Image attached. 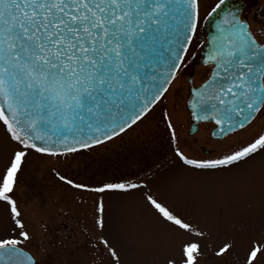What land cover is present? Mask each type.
Masks as SVG:
<instances>
[{"label": "snow or ice", "instance_id": "obj_1", "mask_svg": "<svg viewBox=\"0 0 264 264\" xmlns=\"http://www.w3.org/2000/svg\"><path fill=\"white\" fill-rule=\"evenodd\" d=\"M241 8L240 0L208 5L203 0H0V155L5 157L0 167V264H52L49 247L58 249L59 257L79 237L91 264H122L125 250L107 234L112 210L104 197L133 194H139L169 238L167 247L150 250L161 258L151 264L208 259L229 264L228 258L239 255L238 243L244 245L242 264H264V168L259 211L240 224L219 220L214 228L162 193L175 172L91 186L53 165V186L96 195L90 208L87 196L73 197L91 227L69 230L70 214L57 209L44 222L35 250L27 247L34 234L20 205L21 175L29 157L66 160L151 116L168 99L193 46L207 51L202 59L206 75L188 89L184 102L191 119L214 123L213 135L227 137L264 118V19L249 21ZM202 22L214 29L206 41L199 35ZM161 119L179 171L225 172L264 153L262 130L231 147L220 146L214 157L190 156L181 148L172 114L165 109ZM61 225L64 234L45 244L43 237Z\"/></svg>", "mask_w": 264, "mask_h": 264}, {"label": "rangeland", "instance_id": "obj_2", "mask_svg": "<svg viewBox=\"0 0 264 264\" xmlns=\"http://www.w3.org/2000/svg\"><path fill=\"white\" fill-rule=\"evenodd\" d=\"M212 2L213 0H203L204 5ZM256 3L251 7H245L243 17L249 21H252L253 16L257 19H264V0L256 1ZM201 14L202 16L205 14L203 7ZM204 24L201 23L199 32L201 40L205 37L203 33ZM256 27L257 25L254 23L253 28ZM197 49L196 46L192 47L193 56L196 55ZM192 72L194 73L192 82H187V75L179 76L168 94V99L155 110L145 124L131 130L127 135V140H136L146 132L153 134L154 142L156 129H158L161 130L158 134V141L170 143L169 133L161 119L162 112L165 109L173 116L182 150L187 155L197 158H209L210 155L214 157L218 151L222 150L220 146L231 147L238 142L239 138L251 136L252 133L264 130V118H261L255 121L245 132L235 133L220 142L210 139L209 133L212 126H199L195 135H188V125L185 122L188 116L184 102L188 96L189 87L201 83L206 75V69L201 64H197ZM2 141L3 131L0 129V142ZM120 141L116 139L108 145L82 151L68 157L66 160L64 158L39 157L35 154L29 157L26 170L21 175L19 189L21 209L26 214L25 222L28 230L34 234L33 241L27 245L29 249L35 250L40 245L42 226L44 222L49 220L50 216L56 213L57 209H62L70 214V219L67 221L69 230L78 229L79 227H91L90 220L85 218L84 207L73 197L76 195L87 196L90 208L96 195L92 193L77 194L73 190L65 192L64 189L53 186L49 169L54 165L60 171L69 173L77 181L88 183L91 186H97L103 182H114L115 179L107 180L109 175L105 173L108 168H111V165L103 158L112 154V160H114L113 158L130 159V155H126L129 153L119 151ZM144 141L145 138L140 137L138 143H134V148H139ZM169 146L170 148L165 149L166 151H164L163 145L158 146V152H161L158 160L164 159H160L161 156L168 159L166 158V161L162 164L152 168L149 171L151 175L148 178H152L154 174L175 172L176 174L162 187V193L168 196L186 214L200 220L202 224L214 228L215 223L219 220L240 224L245 216L259 211V173L264 168V153L254 157L247 164L239 165L229 171L204 174L179 171L174 152L171 145ZM113 150L115 151L110 153ZM140 152H132L131 154H136V160H138L140 155H144V152H141V154ZM4 158L0 155V167L3 166ZM133 163L137 162L132 161V164L129 165L130 169L134 165ZM149 172L146 176L150 174ZM114 176L118 177V173ZM103 177L106 180H103ZM253 178H255L254 187L250 186V181ZM104 198L106 204L112 210V225L107 234L113 235L125 250L122 264H151L154 260L159 261L161 258L150 254V250L156 247H167L169 238L163 227L155 223L147 213L140 201L139 194L128 197L105 195ZM56 219L58 220L59 216H56ZM77 221H79V224H77ZM49 227L56 226L49 224ZM64 232L65 230L61 225L57 230L50 231L46 237H43V241L45 244L48 241H56ZM77 235L79 236L78 231ZM68 243L71 244L72 250L59 257L55 255V251H58V249L53 250L49 247L48 250L52 253V264H91V259L86 258L83 237H79V243L71 241ZM237 252L239 255L233 256L243 257V243H238ZM215 262V259H208L202 261L201 264H214Z\"/></svg>", "mask_w": 264, "mask_h": 264}, {"label": "flooded vegetation", "instance_id": "obj_3", "mask_svg": "<svg viewBox=\"0 0 264 264\" xmlns=\"http://www.w3.org/2000/svg\"><path fill=\"white\" fill-rule=\"evenodd\" d=\"M240 1H242L245 4V7L246 6L251 7V6H253L254 3L257 4L256 1L258 2L259 0H240ZM245 10H246V8L242 11V13H241L242 16H244ZM203 41H206L205 37H204ZM201 53H202V51L198 47L197 51L195 52L196 55L191 56V57L188 58L189 62L186 65L184 71L180 74V76L187 75V82H188V79H191V82H192L193 75H194L192 70L197 66V64H201V60H202ZM184 107H185V104H184ZM186 110H187V116L188 117L186 118L185 122L188 125V131H189V128H190V126L193 123V120L191 119L190 113H189L187 108H186ZM151 116H149V117H151ZM149 117L145 118L141 122H138L136 125H133L130 129L126 130V132H124V133H121L118 137L114 138L113 140L107 141V142H105L102 145H98V146H96L94 148H91V149H96V148L102 147L104 145H108L109 143L114 142L117 139L118 141L121 140L120 141L121 146L118 148L119 151L120 152L122 151V153H125V151L127 153H129V154H126V155H130V159L128 158L127 160H123V159H120V158H113L114 160H112V157H113L112 154H109L108 157L103 158L104 161L106 160V162L110 163V165H111V168H108V171H106V173H105L106 175L107 174L109 175L107 180L115 179L116 181H120V180H133L134 181V180H137V179H145V178H148L151 175V173L149 171L152 168H154V167H156V165L162 164L164 161H166L167 157H162V156L160 157V159L161 158H164V159L158 160V156L161 154V152H158V146L159 145H163L164 151H166L165 149H169L170 148V146H169L170 143H168V142L164 143V142H159L158 141V134H159V132H161V130L156 129V136H155V141L154 142H153V138H152L153 134L144 132L143 135L140 136V137H144L145 141L143 142V144L141 146H139V148H134V143H138V139L140 137L136 138V140H133V139H128L127 140L128 133L131 130H133L134 128H139L141 125L145 124L146 120H149ZM199 126H212V128L210 130V133H211V131L214 128V126L212 124H210V123L200 124V125H198L196 127V132L193 135H195L197 133ZM188 131H187V133H188V135H190ZM210 133H209V137H210ZM236 133H238V132H236ZM233 134H235V133H233ZM233 134H230L227 137H231V136H233ZM193 135H190V136H193ZM156 137H157V139H156ZM227 137H225L224 139H226ZM224 139L219 140V142L223 141ZM213 141H216V140H213ZM200 150H201V146H200ZM114 151L115 150L111 151L110 153H113ZM140 151L144 152V155H142V156L140 155L139 159L136 160V156L137 155L136 154L132 155L131 153L132 152L133 153H137V152H140ZM141 152H140V154H141ZM132 161L133 162H137V163H133L134 165L130 169L129 165L132 164ZM148 172L150 174L146 176V174ZM116 173H118V177L114 176V174H116ZM138 175H143V176H139L138 177ZM103 180H106V178L103 177ZM32 191H33V188H32ZM64 230H65V228H64ZM228 261H229V264H242V257L241 256H233ZM204 264H206V263H204ZM214 264H218V262L216 261Z\"/></svg>", "mask_w": 264, "mask_h": 264}, {"label": "water", "instance_id": "obj_4", "mask_svg": "<svg viewBox=\"0 0 264 264\" xmlns=\"http://www.w3.org/2000/svg\"><path fill=\"white\" fill-rule=\"evenodd\" d=\"M241 3V5H242V8H241V11H242V9L244 8V5H243V3L242 2H240ZM241 11H240V13H241ZM214 29L212 28V26L211 25H206L205 24V26H204V32H205V34H206V37H207V40L210 38V35H211V33H212V31H213ZM207 51V48H205L204 49V51L201 53V57H202V59H203V54H204V52H206ZM202 62V61H201ZM190 80L191 79H189L188 81L190 82ZM189 111H190V109H188ZM201 122H203V121H200V122H198V121H195L194 120V124H193V126L191 127V130H190V134H192L194 131H195V129H196V124H198V123H201ZM216 131V129L212 132V137L213 138H222L223 137V135L221 134V135H213V133Z\"/></svg>", "mask_w": 264, "mask_h": 264}]
</instances>
